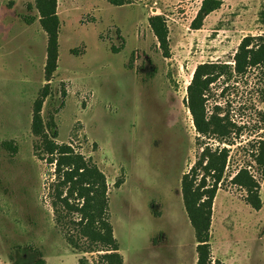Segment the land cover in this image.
Here are the masks:
<instances>
[{
    "label": "rangeland",
    "instance_id": "1",
    "mask_svg": "<svg viewBox=\"0 0 264 264\" xmlns=\"http://www.w3.org/2000/svg\"><path fill=\"white\" fill-rule=\"evenodd\" d=\"M202 1L128 0L114 6L107 0H57L59 61L47 82L48 37L35 0H0V264L41 258L47 264H78L81 258L101 264L102 252L74 250L56 223L55 167L39 158L40 140L32 133L34 103L46 85L51 96L43 105L44 120L64 103L56 114L57 141L106 176L124 263H197L181 193V177L201 152L187 87L199 64L233 65L243 38L264 35V0H221V8L193 30ZM155 15L167 21L168 58L148 22ZM208 99L209 113L217 103L222 115L230 111L244 126L228 146L226 179L213 204V259L264 264V177L251 156L254 142L264 141V69H252L229 86L213 85ZM6 141L18 146L16 155L3 148ZM241 167L260 182L259 211L230 183Z\"/></svg>",
    "mask_w": 264,
    "mask_h": 264
},
{
    "label": "trees",
    "instance_id": "2",
    "mask_svg": "<svg viewBox=\"0 0 264 264\" xmlns=\"http://www.w3.org/2000/svg\"><path fill=\"white\" fill-rule=\"evenodd\" d=\"M114 6H123L128 0H107ZM222 6L221 0H203L191 28L200 30L205 19ZM39 22L48 37L45 64V80L52 81L58 69L60 19L57 0H35ZM35 18H30V24ZM150 28L158 41L163 55L170 57L169 28L162 15L148 19ZM118 52V51H116ZM71 53L77 54L76 49ZM264 69V35L247 36L242 39L233 59L228 63L199 64L187 87V108L197 132V145L201 152L187 172L181 177V193L184 208L193 228L196 240V264H223L214 260L211 246L213 204L217 192L226 179L230 149L234 136L240 135L244 126L230 118L221 105L208 111L209 94L218 83L229 86L237 78L245 77L252 69ZM225 90V89H224ZM223 90V91H224ZM66 97L65 91L61 92ZM51 96L49 85L40 92L34 103L32 133L39 138L36 145L39 158L53 165L56 182L53 187V208L57 225L65 228V236L74 250L82 253H100L101 264H125L120 245L114 236L109 213L108 183L105 174L90 159L77 153L69 144L59 143L56 114L64 103L50 114L45 121L42 109L45 100ZM264 125V112L259 113ZM211 141L222 146L213 148ZM3 148L16 155L18 146L14 141L2 143ZM251 156L264 177V141L254 142ZM230 183L247 193L246 203L259 211L263 206L260 197L261 185L247 167H241L232 176ZM117 184V183H116ZM118 185V184H117ZM119 186V185H118ZM86 246L85 250L83 249ZM84 258L78 264H86ZM35 264H47L39 259Z\"/></svg>",
    "mask_w": 264,
    "mask_h": 264
}]
</instances>
